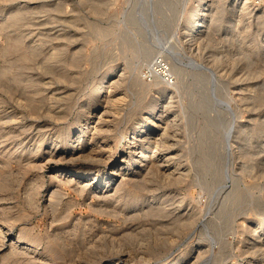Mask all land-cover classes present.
<instances>
[{"label": "rangeland", "instance_id": "1", "mask_svg": "<svg viewBox=\"0 0 264 264\" xmlns=\"http://www.w3.org/2000/svg\"><path fill=\"white\" fill-rule=\"evenodd\" d=\"M194 1L0 0V264H112L109 255L115 253L131 264H158L205 244L198 247L197 264L204 249L217 251L219 242L207 239L205 225L217 218L223 202L232 224L221 236L228 234L233 251L237 240H245L247 221L260 214L252 199L264 198V164H255L261 147L254 131L264 117L263 18L237 0H199L204 13L196 40L187 45L182 32ZM148 43L154 47L151 57L166 43L185 60L197 57L216 77L203 78L200 87L184 60L181 75L169 70V84L175 85L170 95L150 75L151 57L142 59ZM161 54L158 60L165 58L169 66L171 59ZM114 65L123 68L113 87L121 99L95 111L100 100L90 90ZM201 93L210 96L209 103L201 101ZM155 101L165 109L167 127L160 135L165 142L148 144L146 154L155 163L142 162L124 189L98 192L102 186L52 171L44 151L56 144L53 150L73 152L80 129L101 156L125 157L137 118ZM140 196L147 203L124 207ZM25 243L31 248H22ZM238 257L228 261H243Z\"/></svg>", "mask_w": 264, "mask_h": 264}, {"label": "bare ground", "instance_id": "2", "mask_svg": "<svg viewBox=\"0 0 264 264\" xmlns=\"http://www.w3.org/2000/svg\"><path fill=\"white\" fill-rule=\"evenodd\" d=\"M194 1V0H193ZM205 0H203L204 2ZM240 4V6L245 7V4L248 6L249 2L248 0H237ZM201 3L199 0H195L192 4L193 6V11L192 13H190V18L189 20H187L188 25L185 26V29L183 30L182 34L184 36V42H186V44H191L189 42H191V40H196L197 37V33L198 30L196 28V23L197 20L199 18V16H201V14H203V7H204V3ZM210 3V2H208ZM156 4V3H155ZM212 4V3H211ZM210 4V5H211ZM215 4V3H214ZM228 5V4H227ZM218 7V5H217ZM220 7V6H219ZM250 7V6H249ZM248 7V8H249ZM94 8V7H93ZM212 8V7H211ZM252 9V8H251ZM217 10V9H216ZM220 10V9H219ZM246 10V9H245ZM259 15L262 16V21L264 24V6L260 7L258 10ZM217 12V11H216ZM219 12V11H218ZM217 12V13H218ZM248 12V11H247ZM251 12V11H250ZM220 13V12H219ZM222 8H221V14H222ZM209 14V13H208ZM219 14V15H221ZM147 15V14H146ZM259 16V17H260ZM209 17V16H208ZM216 18H220V16L216 17ZM258 18V17H257ZM261 18V17H260ZM145 20V19H144ZM217 20V19H215ZM202 21V20H201ZM146 24V23H145ZM234 24V23H233ZM231 23V25H233ZM166 25V24H165ZM183 29V28H182ZM174 32V31H173ZM172 32V33H173ZM203 34V33H202ZM226 38V37H225ZM171 40V39H170ZM183 41V40H182ZM167 43V42H166ZM164 43L161 45V51H164L166 54L167 58H170L171 61L169 63V66H167V62L165 63L163 60H165V58H161V60L158 58L161 57V51L157 54V55H153L152 57L149 55L154 47L153 45L149 44L148 47H145L144 50L142 51V55H143V60L147 57L149 58V56L151 57L150 61L147 63V67L149 69V73L150 75L154 78V79H159L160 82L163 81L162 83V90L163 91H167L169 92L168 94H172L175 91V85L174 84H169L170 82H172V79L170 82L164 80L161 76V71L162 69H160V62L165 63V65L168 68V72H169V76H172L170 71L173 74H176V76L181 75L182 73V69H184L183 66V61L185 60V58L181 55V53L177 50H173V49H169L168 45ZM174 43V42H172ZM171 44V43H170ZM240 44V43H239ZM147 46V45H146ZM170 46V45H169ZM173 46V45H172ZM174 47H176L174 45ZM72 48V47H71ZM177 48V47H176ZM181 48V47H180ZM190 49V46H189ZM246 52V51H245ZM141 54V53H140ZM250 57V56H249ZM197 58V57H196ZM196 58L193 57H187L185 62L186 64H189V66H191L192 70H190V72L193 75V81H195L196 83L199 81L201 82L202 79L204 78V80H206L205 78H208L209 80H213L216 76H215V72L214 70L206 65L201 63L202 61H198ZM73 61V60H72ZM148 61V60H147ZM79 63V62H78ZM70 64V63H69ZM212 64V63H211ZM76 65V64H75ZM117 65H114L112 67H110V69L108 70V74H107V79L104 80V82L106 81V83H104L103 81H101L98 85L92 87L93 89L90 90V93L93 95L94 100H100V102L95 103L94 104V110L98 111L103 109L104 107L107 109L108 107L107 104H113L115 101H119L121 98L117 96V93L119 94V92L115 91L113 89L114 85H117V82L121 79L118 80V78L120 76H123L121 74H123L122 70L123 68H117ZM195 67L196 69H194L193 67ZM189 68V67H188ZM63 69V68H62ZM170 70V71H169ZM97 71V70H96ZM99 71V70H98ZM186 72V71H185ZM189 72V71H188ZM68 74V73H67ZM71 74V73H70ZM61 75V74H60ZM186 75V74H185ZM74 76V75H73ZM89 76V75H88ZM244 76V75H242ZM58 77V75H57ZM63 77V75H62ZM61 77V79H62ZM105 77V76H104ZM92 79V78H91ZM135 79V78H134ZM207 79V80H208ZM181 80V79H180ZM179 80V81H180ZM201 80V81H200ZM239 80V79H238ZM59 81V80H58ZM70 81V80H69ZM74 81V79H73ZM121 81V80H120ZM217 80H214V82ZM66 82V81H65ZM165 82V83H164ZM198 85L200 87L202 86V82L199 83ZM211 82V81H210ZM209 82V83H210ZM70 83V82H69ZM156 83V82H155ZM154 83V84H155ZM167 83V84H166ZM204 83V82H203ZM206 83V82H205ZM204 83V84H205ZM195 84V83H194ZM203 84V85H204ZM83 85V84H82ZM197 85V86H198ZM210 86V85H208ZM207 86V87H208ZM212 86V84H211ZM247 86V85H246ZM251 86V85H250ZM145 87V86H144ZM205 87V85L203 86ZM216 87V85H215ZM214 87V88H215ZM59 88V87H58ZM64 88V87H63ZM74 88V87H73ZM211 88V87H210ZM208 89V88H206ZM249 89V88H248ZM33 90V89H32ZM56 90V89H55ZM83 90V89H82ZM202 90V89H201ZM237 90V89H236ZM40 91V90H38ZM69 91V90H68ZM210 91V90H209ZM208 91V93H209ZM29 92V91H28ZM37 92V91H36ZM41 92V91H40ZM66 92V91H65ZM79 92V91H78ZM178 92V91H177ZM202 92H205L204 90ZM140 93V92H139ZM255 93V92H254ZM253 93V94H254ZM57 94V93H56ZM64 94V93H63ZM62 94V96H63ZM167 94V95H168ZM170 94V95H171ZM67 95V92L66 94ZM75 95V94H74ZM121 95V94H120ZM166 95V96H167ZM208 94L206 93H201V101L202 102H208ZM212 95V94H211ZM59 96V95H58ZM124 96V95H123ZM169 96V95H168ZM252 96V95H251ZM31 97V96H30ZM60 97V96H59ZM66 97V96H65ZM175 97V96H174ZM189 97V96H188ZM208 97V98H207ZM36 98V97H35ZM42 98V97H41ZM63 98V97H62ZM119 98V99H118ZM250 98V97H249ZM210 99V98H209ZM257 99V98H256ZM28 100V99H27ZM39 100V99H38ZM169 100V99H168ZM31 101V99H30ZM159 101V100H158ZM171 101V100H170ZM29 102V101H28ZM40 102V101H39ZM160 102V101H159ZM163 102V101H162ZM161 102V103H162ZM35 103V102H33ZM77 103V102H76ZM169 103V102H168ZM209 103V102H208ZM25 104V103H24ZM250 104V103H249ZM62 105V104H61ZM114 105V104H113ZM118 105V104H117ZM32 106V105H31ZM30 106V108H31ZM60 106V105H59ZM254 106V105H253ZM27 107V105H26ZM58 107V106H57ZM170 107V106H169ZM33 109V108H32ZM46 110V109H45ZM111 110V109H110ZM114 110V109H112ZM165 109L162 107V105L158 106L157 101L153 102L152 105H150L149 107H147L142 114L140 115V117L137 118L136 120V124L138 125V128L133 129L132 131V140L130 141L131 144L128 147V151L129 153L124 156H120L117 159H115V157L113 158H108V157H103L101 156V154L97 153L94 149V145L91 146L90 144H88L91 141L90 139H87L85 137V132L87 131L85 130H78V132L75 134V138L74 141H76V145H73L71 147L72 151H58V150H53L54 147H57V145L55 144L54 146H51V148L49 150H45L44 152L46 153V155L52 159L50 162V166L52 167V171L54 170L56 174H66L68 172H71V176L69 180H74L75 177H80L83 178L84 181H86L87 183H92L95 184L97 187L100 185L102 186L101 189L98 190V192H103L106 191L108 188L111 191L113 189V187L115 188V190H117L118 188H122L125 185V180L127 178H129L128 176L130 175H134L136 172H138L140 170V166L145 162H149L150 164L155 163L153 160L155 156H152L148 153L146 154L145 149L147 147H149V143L152 141L154 142L153 144H158V141H162L163 138L160 137L161 134L164 133L166 126V120L164 121V117H162L163 111ZM50 111V110H49ZM48 111V112H49ZM52 111V109H51ZM94 111V112H95ZM177 111V110H176ZM34 112V111H33ZM32 112V113H33ZM56 113L59 114V112L55 111ZM62 112V111H61ZM183 112V111H182ZM54 113V112H53ZM63 113V112H62ZM35 114V112H34ZM98 114V113H97ZM33 115V114H32ZM60 115V114H59ZM67 115V114H66ZM170 115V114H169ZM172 115V114H171ZM176 115V114H175ZM53 116V115H50ZM101 116V115H100ZM47 117V116H46ZM167 117V116H166ZM54 118V117H53ZM98 118V117H97ZM174 116H172L171 118H169V121H173ZM102 119V118H101ZM175 119V118H174ZM232 121V120H231ZM110 122V121H109ZM165 122V123H164ZM237 122V121H236ZM235 122V124H236ZM88 123V122H87ZM178 123V122H177ZM249 123V122H248ZM46 124V123H45ZM103 124V123H102ZM170 124V123H169ZM231 124V123H230ZM86 125V124H85ZM106 125V124H105ZM250 125V123H249ZM37 126V125H36ZM108 126V125H107ZM170 126V125H169ZM235 126V125H234ZM238 126V125H237ZM96 127V126H94ZM99 127V126H98ZM106 127V126H105ZM171 127V126H170ZM169 127V128H170ZM109 128H111L109 126ZM226 128V127H225ZM236 128V127H235ZM234 128V129H235ZM247 128V126H246ZM245 128V129H246ZM230 129L231 126H229L226 129L225 135H228L230 133ZM233 129V130H234ZM109 130V129H108ZM157 130H161L160 132ZM236 130V129H235ZM46 131V130H45ZM156 131V132H155ZM173 131V130H172ZM238 131V130H237ZM257 134H258V138L255 140L256 141V145H259L261 147H258L259 152L261 153H257L256 157H255V164L256 165H260L264 164V117L262 119H260L257 122L256 128L254 130ZM15 132V131H14ZM13 132V133H14ZM89 132V131H88ZM87 132V133H88ZM91 132V131H90ZM89 132V133H90ZM88 133V134H89ZM167 133V131H166ZM234 133V132H232ZM245 133V132H244ZM247 133V132H246ZM249 133V132H248ZM87 134V135H88ZM126 134V133H125ZM177 135V134H175ZM232 135V134H231ZM260 135V136H259ZM90 136V135H89ZM235 136V135H234ZM39 137V136H38ZM168 137V136H167ZM174 137V135H173ZM260 137H263L262 139H260ZM89 138V137H88ZM165 138V137H164ZM161 139V140H160ZM245 139V138H244ZM241 141V139H240ZM248 141V139H247ZM23 142V141H22ZM165 142V139L164 141ZM171 142V141H170ZM169 142V144H170ZM233 142V141H232ZM8 144V143H7ZM173 144V143H172ZM77 145L79 146V148L77 149ZM101 145V144H100ZM104 145V144H103ZM110 145V144H109ZM168 145V144H167ZM171 145V144H170ZM233 145V143H232ZM237 145V144H235ZM61 146V145H60ZM102 146V145H101ZM248 146V145H247ZM246 146V147H247ZM49 147V146H48ZM96 147V146H95ZM98 147V146H97ZM105 147V146H104ZM152 146H150L151 148ZM167 147V146H166ZM236 147V146H235ZM245 147V148H246ZM138 148V149H137ZM165 148V147H164ZM169 148V147H168ZM76 149V150H75ZM173 149V148H172ZM203 149V148H202ZM237 149V148H236ZM152 150V149H150ZM165 150V149H163ZM245 150V149H244ZM18 151V150H17ZM162 151V150H161ZM88 152V153H87ZM247 152V150H246ZM161 153V152H160ZM171 154V153H169ZM245 154V153H244ZM68 155V156H67ZM104 155V154H103ZM158 155V154H157ZM161 156V155H160ZM175 156V155H174ZM110 157V156H109ZM157 157V156H156ZM176 157V156H175ZM221 157V156H220ZM174 159V158H173ZM211 159V158H210ZM217 159V158H216ZM222 159V158H221ZM146 160V161H145ZM170 160V159H169ZM243 160V159H242ZM167 161V159H166ZM174 161V160H173ZM161 162V160H160ZM209 162V161H208ZM221 162V161H220ZM158 163V161H157ZM167 163V162H166ZM171 163V162H170ZM211 163V162H210ZM168 164V163H167ZM222 164V163H221ZM224 164V163H223ZM242 164V162H241ZM170 165V164H169ZM243 165V164H242ZM106 166H110V169L108 171H105V167ZM155 166V165H154ZM207 166V165H206ZM223 166V165H222ZM148 167V166H147ZM146 167V168H147ZM152 167V165H151ZM159 167V166H156ZM155 167V168H156ZM165 167V166H164ZM86 169L83 171H80V169ZM143 168V167H142ZM150 168V167H149ZM79 169V170H78ZM90 169V170H89ZM159 169V168H156ZM165 169V168H164ZM171 169V168H170ZM242 169V168H241ZM264 169V167H263ZM225 170V169H223ZM166 171V170H165ZM164 171V172H165ZM184 171V170H183ZM215 171V170H214ZM221 171V170H220ZM259 171V170H258ZM262 171V169H261ZM260 171V172H261ZM100 172V173H99ZM140 172V171H139ZM185 172V171H184ZM211 172V171H210ZM225 172V171H224ZM203 173V172H202ZM219 173V172H218ZM228 173V172H227ZM264 173V170H263ZM262 172L259 173V175L263 174ZM146 174L144 173V175L142 176L140 174V176L142 177H146ZM167 175V172H166ZM212 175V174H211ZM218 175V174H216ZM220 175V174H219ZM218 175V181L216 183L220 184L221 183V179ZM223 175V174H222ZM226 175V174H225ZM229 175V174H228ZM55 176V175H54ZM175 176V175H173ZM213 176V175H212ZM232 176V175H231ZM231 176H228L229 178ZM236 176V175H235ZM138 177V176H137ZM141 177V178H142ZM176 177V176H175ZM174 177V178H175ZM225 177V176H224ZM226 176V178H228ZM237 177V176H236ZM86 178V179H85ZM138 178V179H141ZM211 178V177H210ZM228 178V179H229ZM234 179V177H232ZM148 179V178H147ZM214 179V178H213ZM216 179V180H217ZM227 179V180H228ZM259 179V178H258ZM215 180V181H216ZM232 180V179H231ZM138 181V180H137ZM146 181V180H144ZM148 181V180H147ZM168 181V180H167ZM205 181V180H204ZM214 181V182H215ZM230 182V181H229ZM233 182V181H232ZM236 182V181H234ZM104 183V184H103ZM140 183V182H139ZM223 183V182H222ZM116 184V185H115ZM209 184V183H208ZM211 184V183H210ZM209 184V185H210ZM115 185V186H114ZM142 185V184H141ZM208 185V186H209ZM221 185V184H220ZM226 185V184H225ZM224 185V186H225ZM234 185V184H233ZM254 185V184H253ZM251 185V186H253ZM256 185V184H255ZM140 186V184H139ZM214 186V183H213ZM218 186V185H217ZM97 187H94V189L96 190ZM134 187V186H133ZM145 187V186H144ZM216 187V186H215ZM233 187V186H232ZM236 187V186H235ZM154 188V187H153ZM214 188V187H213ZM220 188V187H219ZM242 188V187H241ZM248 188V187H247ZM251 188V187H250ZM263 192H264V187H262ZM124 189V187H123ZM151 189V188H150ZM215 189V188H214ZM222 189V188H221ZM226 189V188H225ZM122 190V189H121ZM217 190V189H216ZM231 190V189H230ZM236 190V189H235ZM238 190V189H237ZM236 190V195L240 194L238 193V190ZM242 190V189H241ZM155 191V190H154ZM227 191V190H226ZM104 193V192H103ZM107 193V192H105ZM167 193V192H166ZM97 194V193H96ZM235 194V193H233ZM264 194V193H263ZM162 195V194H161ZM149 196V195H148ZM226 196V195H225ZM244 196V195H243ZM258 196V195H257ZM236 197V196H234ZM256 197V196H255ZM231 198V197H230ZM253 198V197H252ZM257 199L258 200V205H256L255 208L257 212H259V216L253 220V221H247V225L246 228L248 227V230L246 231V238L243 241L237 240L238 245L234 246L236 247V250L233 251L231 249V239L229 237H227V235L225 236H221L223 230H226L227 228H229V226L232 224L229 223V209L227 207L224 206V202L221 203V208L219 211L217 209V212H219L216 219L213 220L212 217H210V220L205 227H208V231H209V235L207 237V239L209 238V240L211 241V243H214L216 240L219 242V245L217 247V251L214 253L213 250L210 252H208L206 249H204L205 251V257L198 262L197 264H264V198L260 201L259 197L257 198H253V202L254 200ZM149 198L147 199L145 196H140L137 197L136 199H133V201H124L123 205L125 208H129V209H138L141 207V205H143L146 201H148ZM223 200V199H222ZM227 200V199H226ZM236 200V199H234ZM238 200V199H237ZM152 201V200H151ZM230 201V200H229ZM154 202V201H153ZM228 202V201H227ZM236 202V201H235ZM257 202V201H256ZM260 202V203H259ZM147 203V202H146ZM241 203V202H240ZM222 204L224 207H222ZM154 205V204H153ZM218 205V204H217ZM253 205V206H254ZM230 206V204L228 205ZM148 209V208H147ZM160 210V209H159ZM232 211V210H231ZM216 212V211H215ZM149 214V213H148ZM215 216V217H216ZM193 218V217H192ZM192 220V219H191ZM209 220V218L207 219ZM206 221V220H205ZM231 221V220H230ZM195 222V221H194ZM207 222V221H206ZM204 227V228H205ZM174 228V227H173ZM165 229V228H164ZM179 230V229H178ZM206 230V229H205ZM181 231V230H180ZM207 231H205L206 233ZM227 232V231H226ZM159 233V231H158ZM224 233V232H223ZM228 233V232H227ZM208 234V233H207ZM225 234V233H224ZM223 234V235H224ZM229 234H231L229 232ZM230 236V235H229ZM241 237V236H240ZM206 239V240H207ZM18 239L14 240L15 242ZM12 241V242H14ZM240 241V244H239ZM194 243V242H193ZM200 244V243H198ZM197 245V244H196ZM205 244H201L200 246H204ZM192 246V245H191ZM198 246V247H200ZM233 246V245H232ZM20 247V246H19ZM197 249H191L190 247V251H188V254H175L173 256H169L168 258H166L163 262H160L158 264H194L193 260L194 257L199 255V251L201 250L200 248ZM24 249H29L31 248L30 243H25V245L22 247ZM188 248V249H189ZM212 249V248H211ZM15 250V249H14ZM8 251V250H7ZM126 252V251H125ZM203 253V252H201ZM32 254V253H31ZM130 254V253H129ZM111 255V254H110ZM109 255V257H111L113 260L110 262L112 264H131V262H126V258L124 257V254H119V253H115L112 254L111 256ZM235 256H239L242 257L243 261H241L240 263H237L236 261H228V258L230 257H235ZM238 257V258H239ZM79 260V259H78ZM101 261V260H100ZM108 261V260H107ZM122 261V262H121ZM85 262V261H84ZM153 262V261H152ZM83 263V262H82ZM90 263V262H89ZM109 263V262H108ZM92 264V262H91Z\"/></svg>", "mask_w": 264, "mask_h": 264}, {"label": "built area", "instance_id": "3", "mask_svg": "<svg viewBox=\"0 0 264 264\" xmlns=\"http://www.w3.org/2000/svg\"><path fill=\"white\" fill-rule=\"evenodd\" d=\"M248 6H251L252 9H259L260 7L264 6V0H248ZM160 69H162L161 71V76L164 80L170 82L172 78L171 76H169V72H168V67L165 65V63L160 62ZM170 79V80H169Z\"/></svg>", "mask_w": 264, "mask_h": 264}]
</instances>
